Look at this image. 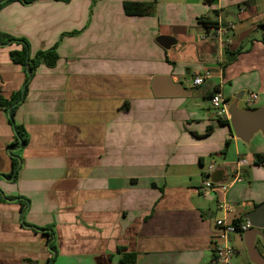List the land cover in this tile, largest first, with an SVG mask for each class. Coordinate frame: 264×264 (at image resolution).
<instances>
[{"label": "crops", "instance_id": "obj_1", "mask_svg": "<svg viewBox=\"0 0 264 264\" xmlns=\"http://www.w3.org/2000/svg\"><path fill=\"white\" fill-rule=\"evenodd\" d=\"M124 2H154L152 14L127 16ZM201 18L229 28V48ZM0 33L25 40L30 57L54 46L58 55L36 68L14 113L27 134L14 180L15 136L0 107V264H120L128 253L134 264H213L214 220L244 223L264 203V137L242 143L209 103L220 92L227 105L239 96L240 109L264 106V0H14L0 8ZM20 47L0 46L6 101L25 85L9 56ZM157 76L188 93L155 97ZM209 164L225 193L203 192ZM226 243L246 253L242 235Z\"/></svg>", "mask_w": 264, "mask_h": 264}, {"label": "trees", "instance_id": "obj_2", "mask_svg": "<svg viewBox=\"0 0 264 264\" xmlns=\"http://www.w3.org/2000/svg\"><path fill=\"white\" fill-rule=\"evenodd\" d=\"M11 1H14V0H1L0 8L3 7V5H5L6 3H9ZM20 1H22L23 3H30L31 1H34V0H20ZM58 1H62L66 3L69 0H58ZM210 2L211 0H204V3L206 4H209ZM153 6H154V2H151V3L124 2L123 10L127 16H148L152 14ZM199 22L206 30H209L212 28L213 29L218 28L217 23L210 21V19L208 18H201ZM71 34L74 35L76 33H71ZM263 40H264V37H263ZM12 44L20 45L21 47L19 50H11L9 52L10 59L14 64L21 66L24 69L25 74H26V81H25L23 91L21 90V92H18L15 95L11 96V98L8 101L0 98V107L7 114L8 123L11 125L12 130L14 132V136H15L14 142L8 146V149L10 151L14 150V153L12 152L10 153L11 163H12V172L8 177L14 180L16 177L18 168H19V163L21 161L19 158L18 152L27 144V134L22 126L15 124L14 119H13L14 113L18 105L22 103V101L25 98L26 90H27V87H26L27 83L31 80L36 68L40 65H44L47 68H53L56 65V62L58 60V55L55 50L56 46H54L46 51L37 52L33 57H30L29 46L25 40L12 38V37H9L7 35L0 33V46H10ZM250 44L251 42L249 41L248 45ZM242 49H244V46H242L241 49H239L237 52L242 51ZM211 96L212 94L209 96V98H211ZM220 125L228 126V121L220 122ZM211 130H212L211 127H207L205 136H207L211 132ZM228 145H229V141H226L222 154L225 153V150ZM256 159H257L256 160L257 163L261 164L264 157L257 156ZM0 195H3L1 194V191H0ZM21 206L23 208L26 207L25 204L22 202H21ZM238 223H239V220L233 221V224L236 226L238 225ZM44 232L48 233L47 235H49L51 230H48V231L44 230ZM48 250L53 255L55 254L54 246L52 243H49V241H48ZM135 260H136V255L131 254V253L123 254L120 260V264H134Z\"/></svg>", "mask_w": 264, "mask_h": 264}, {"label": "water", "instance_id": "obj_3", "mask_svg": "<svg viewBox=\"0 0 264 264\" xmlns=\"http://www.w3.org/2000/svg\"><path fill=\"white\" fill-rule=\"evenodd\" d=\"M168 41L163 37L156 39V42L163 48H167L172 43ZM233 56L234 54L228 55L227 61L230 62L232 60L230 57L233 58ZM162 85H164L165 90L161 89ZM171 86L168 77L157 76L152 81V93L155 97H181L188 93L180 84ZM23 89L24 87L22 91ZM238 100L239 96L226 106L229 127L233 136L244 144H248L257 133L264 137V106L256 109H240L238 108ZM241 219L249 226L242 234L247 263L264 264V257L259 252V248L264 252V203L244 214Z\"/></svg>", "mask_w": 264, "mask_h": 264}, {"label": "built area", "instance_id": "obj_4", "mask_svg": "<svg viewBox=\"0 0 264 264\" xmlns=\"http://www.w3.org/2000/svg\"><path fill=\"white\" fill-rule=\"evenodd\" d=\"M229 33V28L227 26L219 27L217 29L216 35L220 39V43L225 48H229L230 39L227 37ZM210 77V72L205 71L204 73L198 75L193 79L194 86H200L204 79ZM257 95L252 93L249 95V101L255 100ZM210 107L212 109L213 115L216 119L221 121H227V111H226V102L223 95L220 92H216L212 94L211 98H209ZM245 165L244 161L238 160L237 166L241 167ZM213 164H209L207 166L206 172L202 174V188L203 192L210 191L214 194L225 193L227 191V183H217L213 182L209 178L210 172H212ZM234 182H241L242 178L238 173L233 177ZM216 204L218 209L226 212L232 211V206L227 205L224 201L220 199H216ZM214 225L216 227V233L212 238L213 241V264H231L230 260L235 254L232 247H230L226 242L228 240L229 235L231 234H240L242 235L248 228V224L244 221V223H239L237 226L232 222H226L224 219H215Z\"/></svg>", "mask_w": 264, "mask_h": 264}, {"label": "rangeland", "instance_id": "obj_5", "mask_svg": "<svg viewBox=\"0 0 264 264\" xmlns=\"http://www.w3.org/2000/svg\"><path fill=\"white\" fill-rule=\"evenodd\" d=\"M239 104H240V106H242V107H245V105L244 104H242V102H239ZM215 159V161H216V164H221V159L220 158H214ZM241 177V176H240ZM227 183V182H226ZM243 260V261H245L246 262V260H247V257H246V253L243 251L242 253H241V255L240 256H238V255H236V253L233 255V257L231 258V260H230V263L231 264H240V260Z\"/></svg>", "mask_w": 264, "mask_h": 264}]
</instances>
